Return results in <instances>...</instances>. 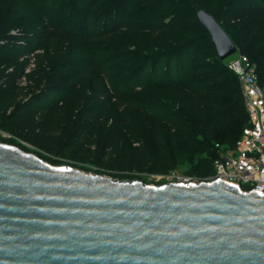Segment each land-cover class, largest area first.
<instances>
[{
    "label": "rangeland",
    "instance_id": "rangeland-1",
    "mask_svg": "<svg viewBox=\"0 0 264 264\" xmlns=\"http://www.w3.org/2000/svg\"><path fill=\"white\" fill-rule=\"evenodd\" d=\"M103 1L0 0V7L12 9L9 21L0 25V98L32 102L24 110L0 111V143L50 166L159 184L157 176L188 166L174 164L159 173L149 161L165 146L161 129L173 125L148 99L175 84L177 66L171 63L167 70L165 63H147L135 73L129 69L106 43L123 29L156 36L163 27L147 11H140L142 21L128 19L137 0L110 10L100 6ZM262 7L263 0L242 1L223 20L257 9L261 19ZM121 17L123 26L115 27ZM182 58L184 67L189 57ZM192 90L182 81L178 85L183 100L195 102L199 90ZM214 146L218 154L230 145Z\"/></svg>",
    "mask_w": 264,
    "mask_h": 264
},
{
    "label": "water",
    "instance_id": "water-1",
    "mask_svg": "<svg viewBox=\"0 0 264 264\" xmlns=\"http://www.w3.org/2000/svg\"><path fill=\"white\" fill-rule=\"evenodd\" d=\"M196 15L219 59L236 50ZM0 264H264V193L117 179L0 143Z\"/></svg>",
    "mask_w": 264,
    "mask_h": 264
},
{
    "label": "trees",
    "instance_id": "trees-1",
    "mask_svg": "<svg viewBox=\"0 0 264 264\" xmlns=\"http://www.w3.org/2000/svg\"><path fill=\"white\" fill-rule=\"evenodd\" d=\"M125 1L104 0L100 6L110 10ZM242 1L247 0H137L130 6L128 19L142 21L140 11H147L157 18L162 31L151 36L146 31L123 29L106 43L134 73L147 63H165L167 70L171 63L177 66L175 84L148 99L156 109L165 111V119L173 125L161 129L160 138L165 146L153 152L149 160L154 171L164 173L174 164L186 163L184 172L203 177L211 172V160L216 156L214 143L233 146L240 136L247 115L236 76L218 58L196 11L202 9L219 22L237 50L253 63L257 80L264 85V17L258 19V11L262 10L249 11L231 22L223 20L232 6ZM11 11L10 7H0V25L9 21ZM121 19L114 20L115 27L123 26ZM182 57H189V64L184 67ZM181 81L192 91L199 90L195 102L190 97L182 99L178 93ZM30 101L14 103L1 97L0 111L9 107L24 110L31 107Z\"/></svg>",
    "mask_w": 264,
    "mask_h": 264
},
{
    "label": "built area",
    "instance_id": "built-area-1",
    "mask_svg": "<svg viewBox=\"0 0 264 264\" xmlns=\"http://www.w3.org/2000/svg\"><path fill=\"white\" fill-rule=\"evenodd\" d=\"M226 66L236 76L247 122L233 146L219 151L211 160V172L203 177L171 171L157 176L159 183L199 182L220 179L243 191L264 193V85L259 83L253 63L240 53Z\"/></svg>",
    "mask_w": 264,
    "mask_h": 264
}]
</instances>
